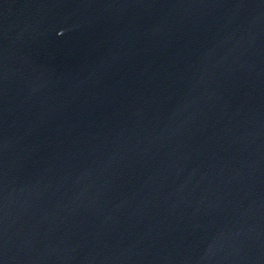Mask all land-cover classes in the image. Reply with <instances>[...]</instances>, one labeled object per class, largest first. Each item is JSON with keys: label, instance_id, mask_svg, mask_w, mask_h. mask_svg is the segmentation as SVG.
<instances>
[{"label": "water", "instance_id": "1", "mask_svg": "<svg viewBox=\"0 0 264 264\" xmlns=\"http://www.w3.org/2000/svg\"><path fill=\"white\" fill-rule=\"evenodd\" d=\"M0 264H264V0H0Z\"/></svg>", "mask_w": 264, "mask_h": 264}]
</instances>
